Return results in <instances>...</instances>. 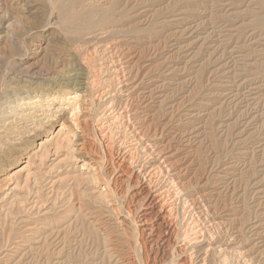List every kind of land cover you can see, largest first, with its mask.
Returning a JSON list of instances; mask_svg holds the SVG:
<instances>
[{"label": "rangeland", "instance_id": "obj_1", "mask_svg": "<svg viewBox=\"0 0 264 264\" xmlns=\"http://www.w3.org/2000/svg\"><path fill=\"white\" fill-rule=\"evenodd\" d=\"M40 2L41 0H0V52L6 53H3L5 56H2V52L0 53V59L3 57V60L0 61V71L5 67L6 72L16 73L17 71L21 73V69H24L22 73L28 71L30 72L27 73L29 75L35 73L46 78L47 70L55 66L50 62H53L50 56L56 48L55 45L61 43L64 38L69 44L73 42L70 47L73 46L71 47L72 51L86 62L89 79L90 82L92 81L93 103L90 114L92 116V129L96 127L94 129L96 132L91 131V138L93 141L95 140L96 147L100 150L99 136L105 133L109 134L111 138L113 137L112 141L114 140L116 144L122 143L125 148L134 149V157L158 156L156 157L157 162L164 167L166 163L163 162L162 158H159L160 156L165 154L178 155L180 158L186 156L185 163L189 164L190 161L189 170L191 171H189L188 177L195 173L196 169H199L198 173H200L202 167L199 168V166H204V169H201L200 177L202 179L200 178V186L197 189L199 195L202 194L203 200L201 202L211 206L215 205L213 203H216L215 199H217L221 208L217 203L218 210L213 216L215 217L214 222L205 223L207 238L205 237L206 239L203 241L205 244L208 241L213 242L221 239V243H224H220V245L211 244L207 247V253H211L210 257L212 258H210V264H264V0H121L115 5L116 22L114 25L106 27L105 30L96 31L92 29L93 32L89 30L81 33L82 35L71 36L72 39L68 38L70 35L65 32L56 11L53 10L52 14L50 12L52 9H46L44 6L48 5ZM97 4L104 7L107 2ZM26 9L29 10L30 14L25 13ZM5 10L9 11L8 14ZM21 14H24V17L21 18L19 16ZM8 15L11 16L9 21H7ZM5 16L6 18H3ZM14 16L15 20L13 19ZM43 16H49L50 19L47 18L49 21L45 22L47 19ZM27 18H32V21L29 20L30 27H28V21L25 22L26 24L23 21L17 23V20L26 21ZM34 19L37 21L36 27L33 25L35 24ZM19 23H22V27ZM23 23L25 24L24 28ZM17 24L19 29H16L18 26L15 27ZM31 26L32 28L34 26L36 30H33L34 28L32 29ZM13 28L14 31L22 33L20 39H23L19 41L20 43L12 37ZM23 29H26V32ZM14 42L19 43L18 46ZM8 44L10 45L8 46ZM21 45H25L24 48H21ZM7 47H11V50ZM13 47H17L16 53H13ZM19 52L20 54H18ZM46 54H49L46 57L48 62H45L44 55ZM53 54L55 55V52ZM6 55L9 56L6 61L16 55L15 58L12 57L8 66L3 62L4 57H7ZM47 63L52 66L50 67V64ZM43 67L47 69H43ZM9 68L11 72L7 71ZM136 72L139 75L135 79L129 80L131 75L136 74ZM137 83L138 85H136ZM135 97L136 99H134ZM143 97L145 100H142ZM109 98L116 102L115 107L110 108ZM130 98L131 104L137 109L139 119H145L149 122L155 117L154 123L155 125L158 124L156 127L157 135L144 134L143 138V133H141V136L138 137L143 139L142 141L139 140L142 142L140 144L134 141L132 129L124 128L126 124H129L130 127L136 124L133 117L129 119L128 107L123 108L125 100L128 102ZM136 102L140 104L137 105ZM57 105L59 104L55 103L54 107ZM60 107L62 109L65 107L67 110L65 103L61 104ZM70 113L72 112H68V116ZM126 119L131 120V122L128 120L129 123ZM98 127L101 129L98 130ZM144 130L145 127L141 129V131ZM181 131L183 132L181 133ZM152 136L154 137L151 138ZM154 141H159L158 145L160 146L155 147ZM136 143L138 144L136 145ZM147 147L148 150H145ZM160 149L161 151L165 150L160 154ZM58 154L57 160L61 161L54 165V169H51L53 168L51 166L57 161L51 162L55 157L54 155H51L50 160L39 166L37 170L33 166L31 167L32 164L27 166L30 167L31 173L34 171L37 173L39 168H41V172L50 169L48 171L50 173L43 174L42 179L38 178L36 181L32 174H30L31 177L28 176L27 170L29 169L25 168L21 175L15 180L14 178L11 179V182L4 180V183L3 180H0L1 186H7L0 190V212H2L0 213V237L10 238V241L0 238L3 240L0 241V246H2L0 247V264H71L67 257L68 254L75 259L72 262L74 264H99L101 261L103 248L98 245L97 239L95 240L93 235H84L80 250L78 249L79 243L68 241L63 244L60 238V233H64L62 230L64 231L74 218L72 212H65V214L63 211V208L70 204V201L66 202L67 194L71 190V186H74L71 183L72 180L68 182V179L63 176L77 173V170L81 169V165L76 160H71L72 163L63 160L62 158H65L64 151ZM192 158L194 159L192 160ZM24 163L25 158L10 164L7 166V170L0 172V177H5V173L11 174L25 165ZM38 173L41 175L40 172ZM26 176L27 178H25ZM165 178L164 175L160 177L162 185L166 183ZM12 180L19 183L16 190L12 189L13 184L16 183ZM82 184L75 187L81 188L80 190L89 187L84 182ZM26 185L29 187L27 188ZM20 194L26 199L29 196L27 201L31 202H27L25 198L22 199ZM55 196H58L56 200L53 199ZM13 197L17 200H14ZM1 198L4 200L2 201ZM12 198L14 202L11 205L9 203ZM172 198L174 197L168 200L170 201ZM18 199L25 200L19 202ZM181 199L184 200L183 197ZM34 200L39 202L35 203ZM74 201L75 199H71L72 203ZM170 202H178L176 212H179L178 218L181 221V226L188 227L187 223L191 220L183 210L184 208L188 210L187 206L179 200H171ZM22 203L25 205L23 206ZM225 203L226 207H224ZM31 204L37 206L32 209ZM19 208H23V211H20ZM6 211L9 213H6L5 217L3 214ZM59 211L63 212L58 213ZM62 213L69 215L67 220L62 221V224L57 221L54 222V218L55 220L58 218L57 214L63 215ZM2 217H5L3 219L5 222L2 221ZM220 219L226 220V222H230L232 219L231 222L233 223L236 221L235 225L233 224L235 228L226 229V224H220L217 226V228L220 226L219 231L217 228L215 229L216 233L213 229L216 226L214 223L219 222ZM25 221L30 222L31 227L35 226L38 229L33 241L28 243L19 239L17 241L16 238V230L26 228L23 225ZM73 222L75 223L73 224ZM73 222L68 235L77 231L75 227L80 229L79 232H84L86 225L83 221ZM51 226V230H48ZM225 231L229 233L227 234ZM49 232L50 234H47ZM9 233L11 234L9 235ZM128 233L132 235V229L129 228ZM46 234L49 238H45ZM212 235L216 236L213 237ZM130 237L134 238L133 236ZM43 239H47V242L45 243ZM29 247H32L31 250ZM45 248L49 250L46 251L51 257H48L49 254H47L44 258L46 255ZM77 251H80V254ZM215 251L216 253L213 255L212 253ZM77 254L78 257L76 258Z\"/></svg>", "mask_w": 264, "mask_h": 264}, {"label": "bare ground", "instance_id": "obj_2", "mask_svg": "<svg viewBox=\"0 0 264 264\" xmlns=\"http://www.w3.org/2000/svg\"><path fill=\"white\" fill-rule=\"evenodd\" d=\"M120 1L121 0H41V2L48 5V6H44V7H46V9L47 8L52 9L50 11L51 13L56 11V14L59 17V20L61 21V25L63 26L65 32L70 35V37H68L70 39H72L71 36H79V34H81L83 32H87V31L92 30V29H94L96 31L105 30L106 27H108L110 25H114V23L116 22V19H115L116 7H115V5H117V2H120ZM104 2H107V5L105 6V4H104V7L97 4V3H104ZM22 9H23V7H22ZM122 9H123V7H122ZM118 10H119V8H118ZM5 12H7V14H8L9 11L5 10ZM3 13H4V11H3ZM25 13L30 14L28 9L25 10ZM15 15H16V13H15ZM23 15L24 14H21L19 16H21V18H22V17H24ZM48 15H50V14H48ZM33 16H35V15H33ZM43 17L45 19H47L49 16H47V17L43 16ZM3 18H6V16ZM10 18H11V16L8 15L7 21H9ZM14 18H15V16L13 17V19ZM28 18L26 19V21H24L25 18H23L24 20L22 19L20 21L17 20V23L21 22V21H23L25 23L28 21V24H29L30 23L29 20H31L32 18L31 19H28ZM48 19H50V18H48ZM48 19L45 22H48L49 21ZM41 20H42V18H41ZM41 20H40V23H42ZM33 21L35 22V24H33V25L36 27L37 21H35V19ZM24 23H23V28H24V25L26 24V23L25 24ZM19 24L22 27V23H19ZM13 25H14V23H13ZM17 26H18V28H16V29H19L20 27L18 24L15 25V27H17ZM34 26H33V28H34ZM28 27H30V24ZM14 28H13V30L11 29L12 30V37L14 40L16 39L19 42L21 39H23V38L20 39V36L22 35V33L20 34L18 31H14ZM31 28H32V26H31ZM61 29H62V27H61ZM33 30H36V29L34 28ZM24 31L26 32V29ZM21 32H23V31L21 30ZM30 32L31 31H29V33ZM92 32H93V30H92ZM134 32H135V30H134ZM146 35H147V33H146ZM83 37H85V36H83ZM76 38L78 39V37H76ZM55 40H57V39H55ZM59 40H60V37H59ZM80 40H79V42H80ZM75 41H77V40H75ZM79 42H76V43H79ZM19 43H17V44H19ZM71 43H73V42H71ZM71 43L69 44L67 39L64 38L63 41H61V43H59L58 45H55L56 48L53 46L55 48V50L52 47V49L55 52V55L53 54L54 53L53 51H52L53 53L49 52V53H51L50 57L53 60V62L52 61H50V62H51V64L53 63L55 66H53L52 68L47 70L48 76L46 75V78H44V76H40V74L36 75L35 73H34L35 75L34 74L29 75L27 73H30V72H28L27 70H25V71H27L26 73H22L23 72L22 70H24V69H21V73L17 72V71H16V73H13L10 71V68L7 71H10L11 73L6 72L5 67L2 68L3 70L1 69V71H0V172H4L5 170H7V166H9L10 164H13L14 162H17L18 160H22L23 158H25V163H24L25 165H23L21 168L17 169L16 171L12 172L11 174L5 173L7 176L5 175V177H3V178L0 177L1 178L0 180H3V181L9 180L11 182V179L14 178V180H15V178H17L21 175V172L24 171L25 168H28L29 170H27V175L29 174L28 176H30V174H32L34 179H36V181H37V179L38 178L40 179L43 174L50 173V172H48L50 169L47 171L41 172V168H39L37 173H36V171H34V173L33 172L31 173L30 167H27V166L32 164L31 167L33 166L34 169L37 170V168L39 166L46 164V162H48L50 160L51 155L55 156L51 161L53 163V161L57 160V155H59L58 153L61 151L62 152L64 151L65 158H62V159L63 160L65 159L66 161H69V162H71V160H76L77 162L80 163L81 169L77 170L78 172L75 174L72 173V174L63 176L64 178L68 179V182H70V180H72L71 183H72V185L74 184V186H71L72 188H71V190H69V192L67 194V201L66 202L70 201V204L68 205V207L63 208V211H64V213L65 212L66 213L72 212V214H73L72 216L74 217L72 220L77 221V222L83 221V223L86 225L85 226L86 228H85L84 232L83 231L79 232L80 229L78 230V228L75 227V230L77 229V231L73 234L68 235V233H70L68 231L72 227L73 221H71L65 227L64 231L62 230V232H64V233H60V230H59V233L61 234V236H60V234H59V236L62 239L63 244H64V242L69 241L72 243L73 241H75V242L79 243L78 244L79 245L78 249H79L82 246V242L84 240V235L85 234H88V236L93 235V238L95 240L97 239L96 241H97L98 245L99 246L101 245L100 247L103 248L102 249L103 252L101 255L102 258H101V261L99 262V264H210L211 263L210 262L211 261L210 260V258H211L210 254L211 253L210 254L207 253V247L210 246L211 244H213V245L219 244L220 245L221 239L219 241H213V242H210L207 240L208 242L205 244L203 241L204 239L207 238L205 235V223L206 222L212 223V221L215 220V217H213V216L216 214V212L218 210L217 199H215L216 203H213L215 205L210 206V204H208V203H207L208 204L207 205V204L201 202L203 200L202 194L199 195V192L197 191L198 187L200 186L199 180L202 179L200 176H201L202 170L204 169L203 168L204 166H199L198 162H197V165L199 166V168L202 167L201 168L202 170L200 169L201 172L198 173L199 169L198 170L196 169L197 171L195 170V173H193L190 177H188L189 173L191 171L189 170L190 169L189 168L190 161H189V164L185 163L187 160V159H185V158H187L186 156L181 157V158L178 157V155L172 156V155L165 154L163 156H160L159 158H162L163 162L166 163L165 164L166 166L164 167L161 163L157 162L158 159H156V157H158V156H145L144 158L143 157H134L135 156V151L133 152L134 149L133 150H132V148L127 149V148H125L124 145H122V143H120V145L116 144L114 140L112 141L113 137L111 138L109 136V134H105V133H103V135L100 134L101 136H99L100 137L99 138L100 150H99L98 147H96L97 145H95V142H94L95 140L93 141V139L91 138V131L96 128L95 127L94 129H92L93 128L91 125L92 116L90 114L91 108H92L91 106L93 103V101H92L93 93L91 92L92 81L90 82V79H89V74L87 71L86 62L81 60L80 56H78L75 52L72 51L71 47H73V46L70 47ZM17 44H16V46H18ZM9 45L10 44H8V46ZM24 46L21 45V48L22 47L24 48ZM11 47H7V48H10V50H11ZM47 47H49V46H47ZM12 49H13L12 50L13 53L17 52V47H13ZM47 49H49V48H47ZM8 51H9V49H8ZM1 52H2V56L3 55L5 56L6 53L3 51H1ZM22 52H21V54H22ZM45 52H47L46 49H45ZM45 52H44V54H45ZM3 53H5V54H3ZM8 53H7V55H8ZM18 54H20V52ZM47 55H49V54L44 55V57L46 59L45 62H48L47 58H46ZM12 57L10 58V60H12ZM15 57H16V55H15ZM15 57H13V58H15ZM7 58L9 59V56L4 57L5 60L3 62L5 65L8 66V64L10 65L11 62H10V60L6 61ZM1 59H0V61L3 60V59L2 60ZM5 61H6V63H5ZM51 64H50V67L52 66ZM13 65H14V63H13ZM44 65H46V64H44ZM9 67H11V66H9ZM46 67H43V69ZM39 71H37V72H39ZM130 72H131V70H130ZM41 74H42V72H41ZM137 75H139L137 72H136V74L131 75L129 80L135 79L137 77ZM136 85H138V83ZM144 97L142 98V100H145ZM111 98L108 99V103L110 104V108L111 107L113 108L116 106V104H115L116 102H114V100H112ZM134 99H136V97ZM132 100H133V98H132ZM130 101H131V98L128 102L125 100V104L123 105V108L128 107L127 109H129L128 110L129 119H132V117H133L135 123L138 124V126H136V124H134L130 127L129 124H126L124 126V128H126L127 130L132 129L131 132L134 133V134L132 133L133 134L132 136L134 137V141H136V142H139V140L142 141L143 139H141V138L144 136V134L145 135H154V136L157 135L156 134V132H157L156 127L158 126V124L155 125V123H154L155 122L154 120L156 118L153 116L154 117L153 120H150L149 122H147L145 119H143V120L139 119L137 117V109L134 108V106L131 104L132 102H130ZM55 103H57L59 105L54 107ZM64 103L66 104L67 110L65 109V107H64V109H62L60 107V105L64 104ZM136 104H137V102H136ZM139 104H137V105H139ZM70 111L72 113H70V115L68 116V112H70ZM129 121L131 122V120H129ZM144 127H145V130L141 131V129H144ZM99 128L101 129V127H98V130H99ZM54 129H55V131H54ZM101 131H103V130H101ZM183 131H186V130H183ZM183 131H181V133ZM94 132H96V131L94 130ZM125 132H126V130H125ZM107 133H110V131L109 132L107 131ZM141 133H143V134H142V137L139 139L138 137L141 136ZM125 134L128 135V133H125ZM125 134H123V136H126ZM154 136H152L151 138H153ZM92 137H94V136H92ZM95 139H97V138H95ZM131 140H133V139H131ZM123 142H125V141L123 140ZM125 143H123V144H125ZM140 143H142V142H139V144ZM137 144L138 143H136V145ZM153 144H154V146L156 145L155 147L160 146V145H158L159 141H154ZM167 146H169V145H167ZM165 147H166V144H165ZM165 147L163 145V148H165ZM161 149H162V147H161ZM161 149L159 152L160 154L163 153V150H165V149H163L161 151ZM145 150H148V147ZM150 150H151V152H153L152 149H150ZM157 151H159V150H157ZM157 151H154V152L157 153ZM186 155H188V154H186ZM196 155H198V154H196ZM179 156H181V155H179ZM193 159L194 158H192V160ZM192 160H191V162L193 163ZM60 161L61 160H57L56 163H54L53 166H51V167H53L51 169H54V167H55L54 165H57V163ZM202 164H204V163H202ZM45 167H47V166H45ZM49 167H50V165H49ZM59 167H60V165H59ZM38 172H40L41 175H39ZM163 175L166 176V178L164 179V181H166V183H164L162 185L160 177ZM63 177H61V178H63ZM25 178H27V176ZM61 178H60V180H62ZM19 179H18V181H20ZM14 180H12V181H14ZM24 180L25 179L23 177V182H24ZM38 181H40V180H38ZM14 182H16V183L13 184L14 187H12V189L16 190L17 187H19V185H18L19 183L17 181H14ZM54 182H56V181H54ZM54 182H53V184H54ZM65 182H67V181H65ZM82 182L87 184V186H89V187L85 188V189L82 188L83 190H80L81 188L79 189L78 187H75V186H79L80 184L83 185ZM4 183H5V181H4ZM35 183L37 184V182H35ZM7 184H9V183L7 182ZM60 184H62V183H60ZM4 185H6V184H4ZM204 185H205V183H204ZM22 186L23 185L21 184V187ZM38 186H39V184H38ZM38 186H37V188H38ZM2 187L4 188L7 186H1L0 185V190ZM28 187L29 186H27V188ZM53 187H54V185H53ZM74 187H75V190H73ZM37 188H36V192H37ZM225 188H227V187L225 186ZM25 189H26V187H25ZM40 189H41V187H40ZM5 190H7V189H5ZM53 190H51V191H53ZM55 190H56V188H55ZM231 191H233V190L231 189ZM27 192L29 193V191H27ZM32 192H31V194H32ZM48 192H49V190H48ZM5 194H7L6 191H5ZM13 194H16V193L13 192ZM33 194H35V193H33ZM50 194H51V192H50ZM22 196L23 195H21L22 199L23 198L26 199V197H24V196L22 197ZM56 197H58V196H55L53 199L56 200ZM171 197H174L171 200H179L182 203L184 202V205L187 206L188 210L186 208H184L183 210L185 213H187V217L191 220V222H189L190 224L187 223L188 227L184 228L183 226H181V223H180L181 221L178 218L179 212H176V206H177L178 202L177 203L170 202L171 200L169 201L168 199H170ZM182 197L184 199L183 201L181 199ZM13 198L10 200V203H9L11 205L13 204L14 200H17L15 198L13 200ZM28 198H29V196H27V199ZM59 198H60V196H59ZM27 199H26V201H27ZM71 199H75V201L72 203ZM1 200H2V198H1ZM24 200H22V201H24ZM35 200H38V199H35ZM35 200H34L35 203L40 201V199H39V201H35ZM63 200H64V198H63ZM18 201L22 202L19 199H18ZM218 201H220V200H218ZM27 202H29V201H27ZM24 203H22L23 206L25 205ZM35 203H34V205H35ZM37 204H40V203H37ZM218 204L220 205V208H221V204L220 203H218ZM17 205L19 206V203ZM40 205H39V207H40ZM64 205H66V204H64ZM31 206H32V204L30 205V207ZM36 206H32V209H33V207L35 208ZM224 207H226V203H225ZM224 207H223V209H224ZM23 208H21V209L19 208L20 211H23L22 210ZM26 208H27V205H26ZM28 209H30V208H28ZM32 209H30V210H32ZM211 210H212V212H210ZM38 211H39V208H38ZM38 211L36 210V212H38ZM63 211H59L58 213H61ZM36 212H35V214H36ZM0 213H2V212H0ZM6 213H7V211L5 212V214H3V215H5V217H6ZM64 213H62L63 215L57 214L58 218L56 220L54 218L53 221L54 222L57 221L58 223L60 222L62 224L64 221L67 220V218L69 216L68 214L64 215ZM13 214H14V212H13ZM21 215H22V213H21ZM11 216H13V215H11ZM5 217L4 218L2 217V221H4L3 219H5ZM21 219H23V218L21 217ZM28 219H30V218H28ZM24 220H26V219H24ZM241 220H243V219H241ZM14 221H16V220H14ZM43 221H45V220H43ZM231 221H232V219L230 220V222H226V220L224 221V220L220 219L219 222L214 223V224H216V226L214 225L215 228H213V229L215 230L217 228V226L220 224H222V225L226 224L227 225L226 229L229 227L235 228L234 225H235L236 221L234 223ZM25 222L23 224L24 227H26V228H24V230H21V229L16 230L17 231L16 232V235H17L16 238H17V241L19 239L20 241H23L24 243L25 242L28 243V242L33 241L34 236L37 233L38 229H36L35 226L32 225L36 229V231H35L34 228L30 226V222H26V223ZM74 223L75 222H73V224ZM76 225H77V223H76ZM3 226L5 228V225H3ZM43 226L45 228V224ZM20 227H22V226H20ZM51 228H52V226L48 230H51ZM73 228H74V226H73ZM129 228L132 229V235L128 233ZM8 231H10V230H8ZM12 231H13V229H12ZM12 231H10V232H12ZM218 231H219V229H218ZM237 231H239V230H237ZM52 232L54 234V231H52ZM225 232L227 233V231H225ZM1 233H3V232H1ZM216 233H217V231H216ZM5 234H6V232H5ZM10 234L11 233H9V235ZM47 234H50V232ZM47 234H46V237L44 236L45 238L48 237ZM55 234H57V233H55ZM14 235H15V233H14ZM230 235H232V234L230 233ZM57 236L58 235H56V237ZM130 236H133L134 238H132ZM212 236L215 237L214 235H212ZM0 238H3V240H4L5 237H0ZM88 238H90V237H88ZM6 239H7V237L5 238V241H7L8 239L10 241V238H8L7 240ZM3 240L1 239L0 241H3ZM44 240L45 239H43V241ZM46 240H45V243L47 242ZM2 244H3V242H2ZM80 244H81V246H80ZM221 244H224V243L222 242ZM73 245H72V247H73ZM6 246H8V245H6ZM10 246H11V244H10ZM0 247H2V246H0ZM16 248H17V246H16ZM31 248H30V250H31ZM46 250L47 249L45 248V251ZM0 251H1V248H0ZM47 251H49V250H47ZM47 251H46V255L45 256L43 255L44 258L47 256V254H49V253H47ZM217 252H219V251H217ZM40 253H42V252H40ZM78 253L80 254V251ZM215 253H216V251L212 254L214 255ZM25 254H26V252H25ZM223 255H224V253H223ZM49 256H50V254L48 255V257ZM216 256H218V255H216ZM220 256H221V254H220ZM224 256H223V258H224ZM34 257H36V256H34ZM67 257H68L69 262H71V264H74L72 262H74L75 259H73V257L70 256L69 254ZM77 257H78V254L76 255V258ZM47 260H49V259H47ZM213 260H215V259H213ZM224 260H223V262H224ZM250 260H252V259H250ZM112 261H113V263H112ZM217 262H219V261H217ZM220 262H222V261H220Z\"/></svg>", "mask_w": 264, "mask_h": 264}]
</instances>
